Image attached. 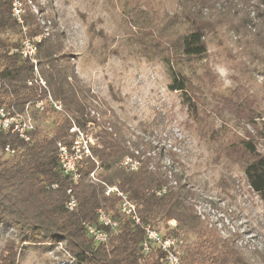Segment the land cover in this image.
Returning <instances> with one entry per match:
<instances>
[{
  "label": "trees",
  "instance_id": "1",
  "mask_svg": "<svg viewBox=\"0 0 264 264\" xmlns=\"http://www.w3.org/2000/svg\"><path fill=\"white\" fill-rule=\"evenodd\" d=\"M126 7L131 38L140 47L141 57L161 64L168 91L179 93L198 137L214 145V164L237 166L249 189L264 199V152L247 132V136H239L217 125L222 115H234L264 139V116L253 109L242 110L246 98L237 90L225 97L213 92L215 75L208 63L210 46L227 48L230 38L240 55L239 66L245 70V66L252 67L264 75V0H127ZM24 27L30 37L42 35L36 17L30 13L24 15ZM99 33L103 34L101 30ZM22 38L21 26L11 16L10 2L0 1V105L18 110L45 95L27 85L33 79V70L18 53ZM37 47L40 75L52 99L61 103L62 111L56 112L50 105L42 112L32 110L37 125L28 142L0 131V225L17 233L15 239H6L0 264H16V239L26 245L44 238L61 242L77 264H165L157 247L142 253L146 226L163 239L177 241L180 264H256L244 247L208 227L196 209L197 180L187 174V156L155 151L144 140L151 129L146 123L141 124L138 142L139 137L136 141L128 139L130 133L122 123L105 121L95 136L93 159L78 162L80 178L72 186L77 205L67 211L64 203L71 182L62 173L56 144H70L66 114L77 121L92 122L83 118L90 100L65 62L66 57L60 55L59 38H44ZM236 55L230 53L228 57L233 60ZM208 97L221 103L206 106ZM228 97L225 113L222 98ZM53 115L52 128L48 132L41 129V123ZM125 159L137 161L138 169H125ZM95 170L92 181L89 175ZM110 187L126 195L135 206L139 225L120 212L116 194H105ZM99 209L117 222L115 229L98 224ZM85 225L103 228L109 235L107 242L94 243ZM259 257L264 264V257Z\"/></svg>",
  "mask_w": 264,
  "mask_h": 264
},
{
  "label": "rangeland",
  "instance_id": "2",
  "mask_svg": "<svg viewBox=\"0 0 264 264\" xmlns=\"http://www.w3.org/2000/svg\"><path fill=\"white\" fill-rule=\"evenodd\" d=\"M20 1L24 15L30 13L36 17L42 28V41L49 36L53 40L59 38L60 55L66 57L65 62L90 100L83 118L88 117L92 123L77 121L66 114L70 128L76 130L68 129V143H88L94 148L96 134L104 128L105 121L111 119L123 124L130 133L128 139L136 141L139 137L138 142H141V124L150 125L144 140H148L155 151L187 156V174L194 175L197 180L196 209L208 227H213L224 239H233L246 249L252 262L262 264L259 256L264 257V199L249 189L237 166L214 164V145L206 144L198 137L179 93L168 91L163 67L141 57L140 47L133 42L129 17L125 14L127 0ZM169 2L165 1L170 6ZM233 42L227 38V48H209L208 63L215 75L212 91L225 97L237 90L246 98L242 110L253 109L264 116V75L252 67L245 66V70L239 66L240 55L232 47ZM230 53H236V58L231 60ZM38 70L40 72V67ZM41 92L45 95L34 100H42L46 108L49 90H39ZM208 98L206 106L221 103V100ZM229 101V97L228 100L222 98V112L226 111L225 104ZM221 118L217 120L218 126L239 136H247V132L255 139L258 150L264 152V139L251 125L230 114ZM52 119L54 115L45 119L41 129L48 132L52 128ZM77 132L82 133L83 138ZM70 157L74 158V155ZM164 163L169 164L168 161ZM16 236L14 229L0 225V253L6 239ZM15 246L16 264H77L63 244L52 239L29 241L26 245L16 239Z\"/></svg>",
  "mask_w": 264,
  "mask_h": 264
},
{
  "label": "built area",
  "instance_id": "3",
  "mask_svg": "<svg viewBox=\"0 0 264 264\" xmlns=\"http://www.w3.org/2000/svg\"><path fill=\"white\" fill-rule=\"evenodd\" d=\"M5 1V0H0ZM10 2L11 16L15 20L16 24L21 26L23 33V38L20 42L18 48V53L22 59L27 60L32 65L33 79L30 80L27 85L35 86L38 90H47L46 82L41 78L40 72L38 70V45L42 41V35L29 37L25 33L24 27V9L23 4L20 0H7ZM51 106L56 112L62 111L61 104L54 101L50 94L46 95V103ZM45 106L42 100H32L27 102L22 110L16 109L14 106L6 107L0 105V131L16 135L20 140L28 142L30 139V134L34 131L35 126L31 116V111L35 110L38 112L44 111ZM92 123V122H89ZM71 132H75L73 128H69ZM79 131V130H77ZM79 133V132H77ZM81 138L83 134L79 133ZM78 142H72L65 145L61 142L56 144L57 157L59 165L61 167L62 173L69 177L71 186L67 190L68 199L64 203V208L67 211H73L76 208V199L72 192V186H75L79 182V173L77 169L78 162L84 158H92V147L88 143L84 145H78ZM97 147V142L94 144V148ZM5 151H9L8 148ZM74 155V158L70 157ZM97 165V164H96ZM122 166L129 171H136L138 169L139 163L137 161H132L130 159H125L122 162ZM95 171L91 172L89 177L92 181H95ZM56 186H53L55 188ZM111 193L116 194L120 198V212L130 217L131 220L139 225V218L136 214L135 206L129 201L126 195L119 192L115 187L106 188L105 194L109 195ZM97 222L100 226L110 229H115L117 227V222L111 219L109 216L105 215L102 210L96 211ZM174 227L175 223H169ZM87 235L96 244H105L108 240V232L103 228H98L93 225H85ZM144 240L141 243V251L144 254L150 252L151 248L157 247L161 250L163 258L161 261L165 264H180V251L179 245L175 239H163L161 235L149 226L144 227Z\"/></svg>",
  "mask_w": 264,
  "mask_h": 264
}]
</instances>
